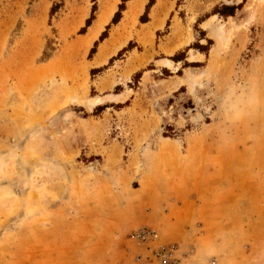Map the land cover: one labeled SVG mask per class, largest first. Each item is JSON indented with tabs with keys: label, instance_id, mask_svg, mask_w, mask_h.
<instances>
[{
	"label": "rangeland",
	"instance_id": "374dc122",
	"mask_svg": "<svg viewBox=\"0 0 264 264\" xmlns=\"http://www.w3.org/2000/svg\"><path fill=\"white\" fill-rule=\"evenodd\" d=\"M149 2L0 0V264H264V0Z\"/></svg>",
	"mask_w": 264,
	"mask_h": 264
},
{
	"label": "crops",
	"instance_id": "0c3cea01",
	"mask_svg": "<svg viewBox=\"0 0 264 264\" xmlns=\"http://www.w3.org/2000/svg\"><path fill=\"white\" fill-rule=\"evenodd\" d=\"M252 171L248 168V166H246V171H244V173H242L241 175H237V179H240V177H246V183L247 180L251 179L252 177ZM201 178V177H200ZM200 179H196V182L194 183V188L196 190H198L199 192L201 191V188L204 187L203 182ZM188 184V183H185ZM206 185V184H205ZM200 189V190H199ZM202 193V192H201ZM155 207V206H154ZM217 207V208H216ZM210 206V202L208 203V201L206 203L203 204V206H199L197 207V210L195 209V206H181V213H174L175 215V220L172 222V225H175L174 227H184L183 223H185V218L186 217H193L195 216L193 213L197 214V217H200L201 219H203L204 221L210 222V225H213L220 229L221 231H229V228L232 230L234 228V225L236 224V220L241 216H243V212L244 210H246V206H227V208H225V206ZM250 207V206H248ZM156 208L158 209V206H156ZM216 208V209H215ZM224 211L226 210H231V212L229 211H225L223 214V218H221L220 213L221 210ZM253 209H251L250 211H252ZM180 214V215H179ZM241 220V219H240ZM231 222V223H229ZM154 223V221H153ZM159 225H161V223H158ZM158 224L155 223L156 226H159ZM167 224L163 222L162 226H166ZM128 227H132L131 225L129 226V224L126 223H119V224H114L113 222L110 221V223L107 225V230L108 232H113V230H125ZM177 231H172L171 230V234H170V239H173V237L176 235ZM214 234V232H213ZM212 239L214 238L215 240H217L219 237L217 235H212L211 234ZM218 240L220 242H227V241H238L236 239V237H234V235H227L224 234L222 235ZM241 241V240H240ZM110 243L113 245V241L109 242L105 241L104 245L106 246L107 244L110 245ZM111 249V247L109 248ZM106 250H108V248L106 247ZM118 257H116L115 253L112 256H108L105 255L104 258L100 261L94 262L93 264H118ZM85 264H92V262L90 260H88L86 258V261L84 262ZM73 264H79L78 261L73 260Z\"/></svg>",
	"mask_w": 264,
	"mask_h": 264
},
{
	"label": "trees",
	"instance_id": "16d2710c",
	"mask_svg": "<svg viewBox=\"0 0 264 264\" xmlns=\"http://www.w3.org/2000/svg\"><path fill=\"white\" fill-rule=\"evenodd\" d=\"M129 1V0H122V4H120L119 6V10L116 12L114 18L112 19L111 23L107 26V30L101 35L99 41L102 42L103 40H105V38L107 37V34H108V29L113 26V25H116L119 23V21L121 20L122 18V12L124 11L125 9V3ZM154 1L155 0H150L149 4L147 5V8H146V11L142 17V22L148 20V13H149V9L150 7L153 6L154 4ZM93 3H96V0H92ZM246 0H243V2L241 4H238V5H227V4H223L222 6H217L214 8L213 12H212V16H219L221 18H228V17H234L237 13V11L241 10L243 5L245 4ZM95 10H96V4L94 5V8H93V14L91 16V18L88 20L87 22V25H86V28L89 27L92 23V21L95 19L94 18V13H95ZM200 33L201 34H204V32L202 30H200ZM207 41V44L204 45V44H201V41H198L197 43H195L192 47L190 46V49H194L196 51H198L199 53L201 54H205L206 56H208V50H209V47L211 45H213V41L211 39H206ZM97 45V43H96ZM186 59V51H183V52H179L178 54H176L175 56H173L171 58L172 61L178 63V62H181V61H184ZM141 73H137L135 78L136 79H140L141 78ZM104 108L103 107H98L96 109V111H100V110H103ZM164 137H168L167 135L164 134Z\"/></svg>",
	"mask_w": 264,
	"mask_h": 264
}]
</instances>
